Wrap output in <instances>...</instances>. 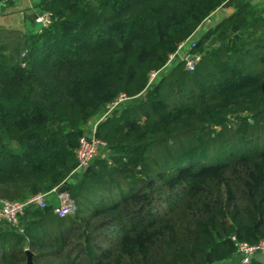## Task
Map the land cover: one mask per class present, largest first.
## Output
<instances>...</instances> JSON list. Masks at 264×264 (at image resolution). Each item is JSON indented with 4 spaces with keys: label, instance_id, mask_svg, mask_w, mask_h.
Returning a JSON list of instances; mask_svg holds the SVG:
<instances>
[{
    "label": "trees",
    "instance_id": "obj_1",
    "mask_svg": "<svg viewBox=\"0 0 264 264\" xmlns=\"http://www.w3.org/2000/svg\"><path fill=\"white\" fill-rule=\"evenodd\" d=\"M231 1L43 0L49 25L0 43V200L64 185L77 203L0 223V264H238L236 243L264 241V17L237 8L194 71L165 70Z\"/></svg>",
    "mask_w": 264,
    "mask_h": 264
},
{
    "label": "built area",
    "instance_id": "obj_2",
    "mask_svg": "<svg viewBox=\"0 0 264 264\" xmlns=\"http://www.w3.org/2000/svg\"><path fill=\"white\" fill-rule=\"evenodd\" d=\"M18 0H0V4H10ZM29 1V0H27ZM37 22L40 24L41 28L49 25L50 20L47 15L43 13L42 16L37 17ZM200 35H192L189 39L182 42L177 52L170 57V60L174 59L175 56L179 59L178 61L188 60L191 56V60L187 61L186 69L189 72L194 71L195 66L200 61L199 57H194L190 55V52L195 48V43L197 42ZM169 60L168 64L171 63ZM159 73H152L149 79V83L145 90L152 85L153 80ZM132 99V98H130ZM129 100V98L121 97L119 101L113 104L104 115L106 116L113 108L118 106L124 101ZM103 116V117H104ZM96 125L84 135L79 142V148L77 149L76 155L78 160V169H84L90 165L93 159L99 156L100 151L104 147V143L100 141L96 135ZM50 193L55 194L56 206L54 208V213L59 217L63 218L72 215L77 210V203L70 197L66 192H59L58 188H54L51 192L47 194H37L31 198H28L20 202H8L5 200H0V223H7L9 225L15 226L18 223L20 216L23 215L26 208L30 206L44 207ZM236 253L235 257L238 264H250L257 255H264V241H260L257 244H247V243H236Z\"/></svg>",
    "mask_w": 264,
    "mask_h": 264
},
{
    "label": "crops",
    "instance_id": "obj_3",
    "mask_svg": "<svg viewBox=\"0 0 264 264\" xmlns=\"http://www.w3.org/2000/svg\"><path fill=\"white\" fill-rule=\"evenodd\" d=\"M43 0H18L10 4H0V38L13 32L24 34L29 37L35 36L40 31V24L37 22L40 7ZM248 6L253 14H261L264 17V0H232L226 5L217 9L197 30L196 34L202 36L208 29L215 28L224 19L230 17L239 7ZM237 38L239 35L235 34ZM214 45H221L217 41ZM223 45V44H222ZM55 195L50 193L47 197L51 199ZM51 202V201H50ZM234 261L237 262L236 257ZM230 264V263H227Z\"/></svg>",
    "mask_w": 264,
    "mask_h": 264
},
{
    "label": "rangeland",
    "instance_id": "obj_4",
    "mask_svg": "<svg viewBox=\"0 0 264 264\" xmlns=\"http://www.w3.org/2000/svg\"><path fill=\"white\" fill-rule=\"evenodd\" d=\"M197 35V34H196ZM5 37V38H4ZM4 37H1L0 38V43H6L8 45H11L13 46V44H16L15 42L18 41V36L17 34H12V33H9L7 35H5ZM179 59L177 58V56L174 57V59L170 60L171 63L167 66H165V70L166 71H170L171 68L173 67V65L177 64L178 62L181 63L185 68H186V65H187V61L186 60H182V61H178ZM167 72H161L159 73L155 79L153 80L152 82V85L157 83L159 81V79L164 75L166 74ZM229 117V116H228ZM230 119H232V117H230ZM87 129V128H86ZM85 133L87 134L88 132L85 131ZM50 198V197H49ZM47 199V201H51L55 206H56V201H55V195H53V197H51V199Z\"/></svg>",
    "mask_w": 264,
    "mask_h": 264
},
{
    "label": "water",
    "instance_id": "obj_5",
    "mask_svg": "<svg viewBox=\"0 0 264 264\" xmlns=\"http://www.w3.org/2000/svg\"><path fill=\"white\" fill-rule=\"evenodd\" d=\"M42 15H43V12H40L39 13V16H42ZM235 38L237 39V36H235ZM215 43H216V38L213 36L210 39V41H209V45L211 46V45H214ZM220 44L222 45L223 43H220ZM188 60H191V56L188 57ZM65 190H66V186H64V185L61 186L58 189L59 192H63ZM26 254H27V264H32V261H31V253L27 252ZM255 259L258 260V261H260V262H263L264 263V255H257V256H255Z\"/></svg>",
    "mask_w": 264,
    "mask_h": 264
}]
</instances>
